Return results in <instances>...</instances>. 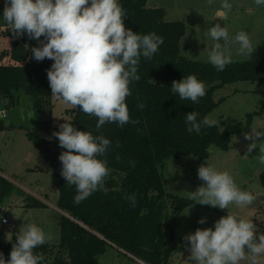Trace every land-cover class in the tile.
I'll return each mask as SVG.
<instances>
[{"label": "trees", "instance_id": "1", "mask_svg": "<svg viewBox=\"0 0 264 264\" xmlns=\"http://www.w3.org/2000/svg\"><path fill=\"white\" fill-rule=\"evenodd\" d=\"M118 2L127 12L126 28L141 35L155 32L164 43L151 60L141 56L138 67L141 79L129 84L131 95L126 97L125 103L130 120L139 123L120 127L117 123L106 122L97 131V117L83 113L79 106L68 112L69 123L75 128L91 131L93 135L102 134L111 141L106 156L99 158L107 159L110 173L118 174V187L107 189L106 193L96 191L77 205L73 202L77 194L75 186L66 184L62 175H53V185L59 195L61 237L57 245L44 244L35 249L44 254L43 264H94L108 246L147 264H168L176 242L172 224H164L167 202L174 205L176 215L189 206L198 205L167 191L163 171L168 160L182 156L204 160L211 154L212 147L227 150L234 135L241 134L248 126L240 122L220 130L216 124L214 127L202 126L199 134L189 133L186 115L196 111L198 121L210 116L216 109L213 93L218 88L241 81L264 83V57L231 63L223 71H217L212 64L183 56L188 47L182 44L185 26L181 22L167 21L164 9L148 8L147 0ZM3 34L11 41V48L0 55L3 60L10 59V64L0 65V102L6 103V110H12L18 107L22 97H28L38 115L45 116V123L49 124L52 105L48 101L52 95L47 70L52 65L51 60L45 58L38 62L33 58L31 48L40 44L35 39L30 40L27 34L17 37L10 29ZM188 75H195L206 85V95L198 104L179 99L168 85ZM139 104L145 105L143 109L138 107ZM0 129H5L4 124L0 123ZM29 136L45 154L50 166L62 167L59 155L66 149L59 146L56 137L53 147L51 141L39 133L30 132ZM260 180L264 187V173L260 174ZM3 181L0 176V182ZM131 193L136 194L134 208L125 199V195ZM2 204L0 197V207ZM41 205L44 207L37 203L38 208ZM14 236L10 243L0 242V253L7 259L16 243L17 235ZM147 242L152 246L147 247ZM245 251L247 253V249Z\"/></svg>", "mask_w": 264, "mask_h": 264}, {"label": "clouds", "instance_id": "2", "mask_svg": "<svg viewBox=\"0 0 264 264\" xmlns=\"http://www.w3.org/2000/svg\"><path fill=\"white\" fill-rule=\"evenodd\" d=\"M212 2L208 0L209 5ZM255 3L261 6L264 0H255ZM231 8L228 0H222L215 16L222 20L226 10ZM126 17L127 12L118 0H5L3 11V22L15 36L27 34L30 40L39 42L40 46L31 48L36 61L42 62L45 58L54 61L47 70L51 95L73 109L79 106L83 113L97 117V131L106 122L117 123L120 127L139 123L130 120L125 103L126 97L131 95L129 84L141 79L138 75L141 56L151 60L164 43L155 32L141 35L126 28ZM206 35L215 41L208 51V60L217 71H223L234 62L228 51L230 43L239 44L241 55H251L256 50L246 32L240 31L230 38L227 28L220 23L210 27ZM171 91L181 100L198 104L206 95V85L195 75H188L180 81L174 80ZM144 106L138 105L140 109ZM7 115L0 111V117ZM198 116L196 111L186 115L189 133L199 134L202 126L217 124V120L209 116L198 121ZM59 129L53 136L58 139L59 146L66 149L59 155L61 175L66 184L76 188L74 204H80L96 191L106 193V178L111 169L107 159L99 157L106 156L111 141L102 134L78 130L68 122L60 124ZM244 136L251 141L247 153L258 148L259 155L253 160L264 167V139H261L264 132L252 129ZM198 178L204 184L195 191H185V194L188 200L200 205L226 209L232 203L250 206L256 200L249 192L240 190L227 171L201 165ZM125 199L130 202V207L136 206L135 193L126 194ZM205 220L201 218L198 223L204 224ZM255 233L252 220L228 214L215 221L214 229L198 228L183 239L192 264H240L249 258L252 264H257V258L264 254V234L258 236L257 242ZM51 238V234L41 227L26 225L16 236L10 259L6 261L0 253V264H43L44 254L35 249Z\"/></svg>", "mask_w": 264, "mask_h": 264}, {"label": "rangeland", "instance_id": "3", "mask_svg": "<svg viewBox=\"0 0 264 264\" xmlns=\"http://www.w3.org/2000/svg\"><path fill=\"white\" fill-rule=\"evenodd\" d=\"M222 0H213L209 5L208 0H147V7L151 9H164L166 20L169 22H181L185 26V34L182 44L188 46L183 51V56L201 63L211 64L208 60V51L215 41L207 36L210 27L220 23L226 27L229 37L234 38L240 32H246L256 50L251 55L238 53L239 44L230 43L228 51L231 52L233 63H242L252 59L264 57V5L258 6L255 0H228L232 4L230 11L226 10V16L220 20L215 16ZM5 0H0V55L2 51L11 48V41L5 36L9 28L3 22ZM223 44V42L221 41ZM2 60V61H1ZM54 61L51 60V64ZM10 64V59L0 57L1 64ZM173 82V81H172ZM172 82L168 85L171 88ZM207 89V88H206ZM52 94V93H51ZM216 109L210 118L217 120L220 130L242 122L247 126L241 134L234 135L230 147L222 150L218 147L210 149V155L204 160L193 156H182L168 160L163 171L164 185L168 192L179 198H186L185 191H195L204 184L198 178V168L201 165H210L217 171H227L237 187L247 191L256 197L250 206H238L229 204L228 208H213L207 205H192L185 208L178 215L175 214L173 204L167 202L164 211V224L171 223L176 249L171 255L168 264H192L188 258L190 251L184 236L194 233L198 228H213L215 221L228 214L238 219L252 220L256 226V236L264 234V187L260 180V174L264 173V167L259 166L253 160L259 155V149H253L247 153V145L244 134L251 133L252 129L264 132V83L241 81L232 85L218 88L213 93ZM48 103L52 105L49 124L47 118L38 115L37 128L13 126L10 123V110H6V103L0 102V111L8 113L6 117H0V123L5 129H0V176L4 181L0 182L1 205L0 215V242L7 244L13 241L14 234H20L28 224L41 227L46 233L51 234V239L45 244L57 245L60 242L61 212L58 208L59 195L53 185V175L60 174L62 167L54 168L47 163L45 154L39 150L31 137L30 132H36L44 136L54 147L53 133L59 125L70 122L69 111L75 110L71 105H65L62 101L49 97ZM261 139H264L262 137ZM118 174L111 172L105 188L115 189ZM39 201V202H37ZM174 202V201H172ZM37 203L47 205L37 207ZM2 218H8V225H3ZM201 218H206L204 224L198 223ZM151 247V243H146ZM56 252V251H55ZM248 254V253H246ZM7 261V257L3 256ZM94 264H147L121 253L116 247L108 246L104 255L97 257ZM240 264H252L251 259L240 261ZM257 264H264V254L257 258Z\"/></svg>", "mask_w": 264, "mask_h": 264}, {"label": "water", "instance_id": "4", "mask_svg": "<svg viewBox=\"0 0 264 264\" xmlns=\"http://www.w3.org/2000/svg\"><path fill=\"white\" fill-rule=\"evenodd\" d=\"M10 123L13 126L37 128L39 124L38 113L28 97H22L18 107L10 110ZM1 212L0 208V215Z\"/></svg>", "mask_w": 264, "mask_h": 264}, {"label": "built area", "instance_id": "5", "mask_svg": "<svg viewBox=\"0 0 264 264\" xmlns=\"http://www.w3.org/2000/svg\"><path fill=\"white\" fill-rule=\"evenodd\" d=\"M2 118H3V117H2ZM1 222H2L3 225H7V224H9V223H8V218H2V219H1Z\"/></svg>", "mask_w": 264, "mask_h": 264}, {"label": "crops", "instance_id": "6", "mask_svg": "<svg viewBox=\"0 0 264 264\" xmlns=\"http://www.w3.org/2000/svg\"><path fill=\"white\" fill-rule=\"evenodd\" d=\"M44 205V207L43 208H46L47 207V205H45V204H43ZM8 225V224H7Z\"/></svg>", "mask_w": 264, "mask_h": 264}]
</instances>
